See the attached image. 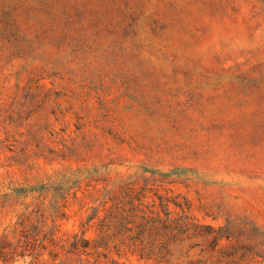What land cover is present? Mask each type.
I'll list each match as a JSON object with an SVG mask.
<instances>
[{
  "label": "rangeland",
  "instance_id": "1",
  "mask_svg": "<svg viewBox=\"0 0 264 264\" xmlns=\"http://www.w3.org/2000/svg\"><path fill=\"white\" fill-rule=\"evenodd\" d=\"M54 201L6 264H69L130 204L109 228L151 253L114 264H264V0H0V235Z\"/></svg>",
  "mask_w": 264,
  "mask_h": 264
},
{
  "label": "trees",
  "instance_id": "2",
  "mask_svg": "<svg viewBox=\"0 0 264 264\" xmlns=\"http://www.w3.org/2000/svg\"><path fill=\"white\" fill-rule=\"evenodd\" d=\"M162 203L161 201V205H163ZM130 205L132 207L126 215H119L115 212L111 213L108 226L117 224L127 226L133 224L134 213L137 208L133 204ZM174 206L181 210L182 215L171 219L170 224L168 223L167 232L157 230L153 234L161 244L156 249L157 254L162 255L159 257L164 256L167 241L182 234L188 225L189 218L187 215H184V208L176 202ZM28 208L29 206L20 214H17L15 216L16 222L12 228L7 227L0 235V261L2 264H6L8 261L14 262L18 258L32 255L35 250L44 249L45 243H50L53 240L57 217L55 214L59 210L57 202L54 201L50 207L49 218L45 216L47 209L44 203L35 204L32 210L36 209V211L31 210L28 212ZM155 222L158 224L163 223L160 218H156ZM109 227L97 232L96 239L92 243L84 239L82 235H75L67 251L64 252L65 257H70L69 264H114L112 260L108 259L107 255L111 248L116 253L128 251L131 254L139 256L150 255L151 252H146L147 249L145 250L140 244L141 237L145 232H137L132 236H128L130 230L121 232L110 230ZM88 249L92 250V252H89ZM102 259H105L107 262L103 263ZM58 264L65 263L62 261Z\"/></svg>",
  "mask_w": 264,
  "mask_h": 264
}]
</instances>
